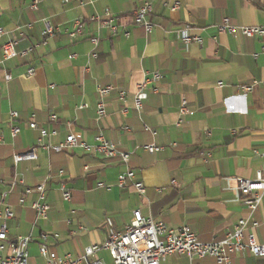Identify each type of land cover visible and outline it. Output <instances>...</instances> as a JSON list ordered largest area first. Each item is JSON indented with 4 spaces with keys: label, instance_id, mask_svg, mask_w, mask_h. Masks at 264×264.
Returning <instances> with one entry per match:
<instances>
[{
    "label": "crops",
    "instance_id": "crops-1",
    "mask_svg": "<svg viewBox=\"0 0 264 264\" xmlns=\"http://www.w3.org/2000/svg\"><path fill=\"white\" fill-rule=\"evenodd\" d=\"M31 1L0 0V24L6 30L0 39V134L5 136L0 145V208L9 185L24 180V186L18 185L5 201L15 213L8 223L12 240L31 235L30 248L35 246L39 254L41 234H58V240L49 241L51 251L78 257L90 246L105 244L112 231L124 232L132 213L140 211L173 229L188 226L204 243L223 239L246 219L248 233L264 244V197L250 215L235 201L238 182L231 186L227 182L229 178L253 182L258 171L264 173V158L255 154L264 153V38L220 31L225 19L238 28L264 27V0H83V5L77 0L68 4L39 0L38 11L29 8ZM174 2L181 8L173 12L169 7ZM147 3L153 8L150 34L133 20L134 11ZM106 11L119 27L117 34L90 20ZM76 21L82 22L83 34L72 40L68 32ZM46 23L59 29L47 45L37 46L25 58L3 59L1 47L11 38L23 35L19 51L40 44ZM185 26L201 43L182 42L178 30ZM92 37L98 39L97 46ZM92 53L98 57L93 59ZM154 73L161 78L149 86L138 112L134 103L138 87ZM255 81L259 84L250 93L242 91ZM107 87L113 90L103 98L107 113L100 118L99 89ZM120 91L126 93L125 103L119 99ZM184 100L188 112L177 125ZM82 105L87 107L80 109ZM125 108L127 114L122 113ZM12 112L18 113L17 120L11 119ZM33 115L39 129L57 132L46 139L53 148L38 149L35 161L16 165L14 155L31 151L40 138L39 130L29 127ZM53 115L56 121H51ZM11 126L21 130L16 139ZM71 134H81L91 147L103 135L130 154V161L81 147L55 149ZM146 145L164 151L150 154L142 148ZM129 170L145 185V196L131 184L118 187V177ZM60 171L65 173L62 178ZM49 176L51 211L48 220L37 221L31 208L37 195L27 196L24 205L19 200L25 187L35 188ZM62 180L73 193L70 204L62 200ZM101 183L109 189L100 188ZM253 222L260 226L251 229ZM79 226L84 230L78 231ZM71 231L77 234L72 236ZM104 252L108 251L101 250L97 257ZM231 260L264 264V258L249 252L236 253ZM162 264L218 263L210 257L191 261L182 255L170 256Z\"/></svg>",
    "mask_w": 264,
    "mask_h": 264
},
{
    "label": "built area",
    "instance_id": "built-area-1",
    "mask_svg": "<svg viewBox=\"0 0 264 264\" xmlns=\"http://www.w3.org/2000/svg\"><path fill=\"white\" fill-rule=\"evenodd\" d=\"M64 4H68L69 0H62ZM81 5L84 4L83 0H77ZM40 6L39 0H32L29 8L32 11H38ZM181 8L180 2H174L169 7L171 11H177ZM153 13V8L150 4H144L139 9L134 11L133 20L138 26L143 27L146 33H152L154 25L148 20V17ZM99 25L100 28H107L113 34L118 33L119 27L115 24V19L109 11H106L103 16H94L90 19ZM32 25H30L31 27ZM220 31L228 33L240 32L242 35L248 38L261 37L264 38V27H235L230 23L229 19H225L220 26ZM59 32V29L51 26L50 23L45 24V28L42 31V39L40 44L32 45L29 48L19 51L18 47L22 41L20 38H11L6 41L2 47V56L4 60H13L17 57H28L37 46L47 45L49 38L54 37ZM181 36L182 42L188 46L193 42L201 43L199 37L193 36L190 33V28L185 26L178 30ZM82 22L76 21L72 31L68 32V36L72 40H77L82 36ZM6 36V30L0 24V39ZM129 37V33H126ZM91 42L97 46L98 39L92 37ZM264 54V47H263ZM91 57L96 59L98 56L96 53H92ZM258 57V55H255ZM29 74L33 75L34 70L30 69ZM161 78L159 73H154L152 79H146L139 87L138 92L134 97L135 109L141 112L143 109L144 101L148 98L147 90L152 82ZM8 80L11 77H7ZM259 82L255 81L253 86L242 87L244 93H250L254 86ZM222 86V84H219ZM264 86V83H263ZM112 87L100 88L99 93L101 99L97 104V112L100 118L106 116V106L103 98L111 93ZM154 92H158L154 88ZM119 99L125 103L126 93L120 91ZM87 105L80 106V109L86 108ZM187 101L182 102V106L179 112V120L177 125H181L183 117L187 114ZM123 114L128 113V109L122 110ZM12 120H17L19 115L17 112L10 113ZM35 116H32V121L29 124L30 129L39 130L40 138L38 139L37 146L27 153H18L14 155V162L16 165L22 162H31L37 159V150H50L53 148L49 143H46V139L54 138L57 136L56 131L49 133L45 129H39L34 120ZM51 121H56V116H51ZM150 130L149 128H146ZM11 137L13 139L18 138L21 130L18 126H11ZM155 134V133H154ZM5 136L0 134V145L4 144ZM97 145L95 147L89 146L84 140L81 134H71L66 137L65 141L60 143L55 149L59 151H68L76 147H81L86 152L90 153L95 150L99 155L106 158H120L124 163H129L130 154L124 153L118 150L116 145L108 142L103 135L96 137ZM144 151L155 154L164 151V147L156 145H146L142 147ZM255 154L264 158V153L255 151ZM64 171H60L59 176H64ZM51 177L39 184L35 188L25 187L24 195L19 200L20 205H24L26 197L36 194L37 199L32 202L31 208L36 214L37 221H46L49 218L51 211V205L47 197V183ZM234 181L238 182V187L235 188V201L240 202L250 211V215H253L259 208L264 197V173L262 171L257 172L255 181H245L243 179H227L228 185L231 186ZM118 187L125 189L131 184L135 190L141 195L147 194L145 185L136 181V173L129 170L127 173L118 177ZM18 185L24 186L23 179H15L8 190L2 195V208H0V264H30V245L33 242V237L22 236L16 240L10 239L8 223L15 218V213L12 208L5 203L6 198L10 195ZM100 188H107L104 183L99 184ZM109 189V188H107ZM61 197L64 203H72L73 193L68 188L66 183L62 180L59 187ZM75 215L76 211L71 212ZM73 220H68V224H72ZM260 226L258 222H253L251 229H257ZM82 226L78 227V231H83ZM249 232V221L246 219L240 220L235 226L234 230L227 233L226 236L218 241L211 243H204L199 240L193 230L188 227H182L181 229H173L163 222H156L152 218H145L140 211H134L132 213V219L130 225L124 232L112 231L108 237V240L103 245H93L85 250L84 255L74 256L71 253L59 255L51 251L49 241L51 238L58 240L60 236L58 234H41V244L39 246V254L42 259L41 264H106L103 260L97 257V254L101 250H106L110 253L114 264H162L170 256H182L187 255L191 261L195 257L200 259L210 257L217 261L218 264H232L231 256L236 253L249 252L255 257L264 258V244L258 242L256 236ZM77 231H71L70 235L74 236Z\"/></svg>",
    "mask_w": 264,
    "mask_h": 264
},
{
    "label": "rangeland",
    "instance_id": "rangeland-1",
    "mask_svg": "<svg viewBox=\"0 0 264 264\" xmlns=\"http://www.w3.org/2000/svg\"><path fill=\"white\" fill-rule=\"evenodd\" d=\"M10 239H12V237H10ZM34 247L30 248V264H36V263L41 264L42 259H40V255L38 254V252L36 250H34L35 249ZM98 258L99 259L103 258L106 264H114V261H113L109 252L102 253L101 255H99Z\"/></svg>",
    "mask_w": 264,
    "mask_h": 264
}]
</instances>
